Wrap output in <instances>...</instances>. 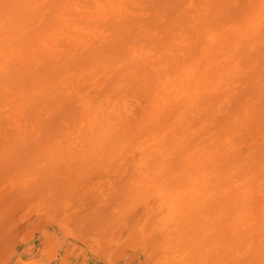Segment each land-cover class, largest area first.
Returning a JSON list of instances; mask_svg holds the SVG:
<instances>
[{"label":"bare ground","instance_id":"6f19581e","mask_svg":"<svg viewBox=\"0 0 264 264\" xmlns=\"http://www.w3.org/2000/svg\"><path fill=\"white\" fill-rule=\"evenodd\" d=\"M0 145V264H264V0H0Z\"/></svg>","mask_w":264,"mask_h":264},{"label":"rangeland","instance_id":"374dc122","mask_svg":"<svg viewBox=\"0 0 264 264\" xmlns=\"http://www.w3.org/2000/svg\"><path fill=\"white\" fill-rule=\"evenodd\" d=\"M3 146V145H2ZM1 145H0V147H1V149L3 148ZM7 147V146H6ZM4 148H5V146H4ZM2 149V150H5V149ZM10 149V148H9ZM14 149V148H13ZM12 148L10 149V152H11V150H13ZM8 150V147L6 148V152L4 151V154H3V151H2V155L3 156H5V154L9 151H7ZM26 149H24V151H25ZM34 150H36L37 151V149H34ZM18 151V150H17ZM27 151V150H26ZM26 151L25 152H23L22 150L20 151L19 150V152H23L24 153V156L26 157H28V155H30L31 153H30V151H32V149L30 150L29 149V151H27V153L29 152V154L27 155V153H26ZM38 151H40V150H38ZM0 152H1V150H0ZM8 152L9 153V155H8V153H7V155L5 156V157H11V155H12V153H16V151H14V152ZM19 152H17V154L19 153ZM40 152H45V150L44 151H40ZM40 152H37V153H40ZM23 153H22V155H21V153H19V155L21 156V157H24L23 156ZM32 153H33V155L31 154V156H29V158L30 157H32V156H34L35 155V153L32 151ZM36 153V154H37ZM1 154V153H0ZM27 157L26 158H24V161L26 162H22V163H24L26 166L27 165H29L30 163L32 164L33 163V165H31V167L30 168H32V167H34V169L33 170H35L36 172H37V170H36V165H41L42 164V162L41 161H39V160H35L36 162H39L38 164L35 162H33L34 161V159H29V161H31V162H29L28 160H27ZM26 159V160H25ZM22 160H23V158H22ZM21 160V161H22ZM28 161V162H27ZM8 163H9V166L11 165L10 164V162L11 161H7ZM5 163V169H2L3 167H1V165H0V171H1V169L2 170H4V173H6L7 172V170H8V168H10V173L8 172V176H11V173L12 172H14V173H19L20 171H21V168L22 167H25V165H23L22 163H19L18 164V166L20 165V164H22V165H20L19 167L20 168H18V166H16V164H17V162L15 163V165H13L12 164V167H6V165H7V163L6 162H4ZM3 163V164H4ZM73 164L74 165H71V169L73 168V170H76L77 171V173H80L79 171L81 170V166L80 165H77V164H79V162H73ZM2 166H4V165H2ZM43 168H46V169H49L50 167H46L45 165L43 166V165H41ZM74 167H76L75 169H74ZM79 167H80V169H79ZM27 169L29 168V166H27L26 167ZM42 168V169H43ZM88 168H90V166H88ZM7 169V170H6ZM14 169V170H13ZM17 169H19V171L17 170ZM22 169V172L24 173V172H26V171H29V170H32V169ZM39 169V168H38ZM42 169H40V170H42ZM46 169H44V170H46ZM17 170V171H16ZM12 171V172H11ZM22 172H20V173H22ZM0 173H2V172H0ZM19 173V174H20ZM3 174V173H2ZM14 175V174H13ZM12 175V176H13ZM21 175V174H20ZM15 176V175H14ZM16 176H19V175H16ZM78 177H79V179L81 180L83 177H89V174H88V172H86L84 175H78ZM110 178V179H109ZM106 179H108V180H106ZM105 179V181L103 182V181H97V182H95L94 183V185H91L90 186V188H91V192H90V194L93 196V198H94V203H95V206L97 207V205H96V202H98L97 201V199H96V196H99L100 197V204L98 205V206H101L102 205V196H103V194H105L106 195V197L108 198V199H110L111 200V198H115L116 196L115 195H117V191H118V189L120 188V186L121 185H123V184H125L127 187H136V186H138V185H140V181L139 180H123L121 183H118L117 181H116V179L114 178V177H108V178H106ZM134 181V182H133ZM136 181V182H135ZM133 183H136V184H133ZM98 184V185H97ZM112 184V185H111ZM101 185V186H100ZM108 187H107V186ZM98 186V187H97ZM117 186V187H116ZM112 187V188H111ZM125 187V186H124ZM127 187H125V188H127ZM109 190H108V189ZM123 188V187H122ZM96 189V190H95ZM111 189V190H110ZM131 189V188H130ZM93 190V191H92ZM107 190V191H106ZM135 190V189H134ZM80 192H84L82 189H81V191ZM111 192V193H110ZM109 193V194H108ZM129 195H131V196H129V197H133L131 200H129V203L130 204H133V205H136L135 203H136V199L134 198L135 197V195H136V193H134V192H132L131 191V194H129ZM109 196H110V198H109ZM116 200V199H115ZM133 200V201H132ZM26 204V205H25ZM32 204H34V205H32ZM32 205V206H31ZM41 204H39V203H37L36 201H31V200H28L27 202H25L20 208H19V211L18 210H16L15 211V213H14V215L13 214H11V215H13V216H11L10 215V217H11V219H16L15 221L17 222V225L15 224V225H13L14 227L13 228H15L16 227V229H12L11 227H10V225H9V227H7L6 229L7 230H5V231H7L8 232V236H10L11 234H12V231H13V233L15 234V237L13 238V240H11V242H10V237H8V242H10V245L11 246H13V243H12V241H14V239H16L17 237L16 236H18V235H20V234H22V235H24L25 233H26V228L28 229V227H30L31 226V222H34V221H32L33 219H38L40 216H41V214H42V217H41V219H42V221H48L49 219V217H48V214H49V212H53V211H51V210H53V208L52 207H47V208H45V209H40L41 208ZM30 207L32 208V207H35V208H33L32 210V212H30V214H28L27 212H28V210L30 209ZM37 207H39V208H37ZM99 208H102V207H99ZM139 209L140 208H137V207H135V210H134V212L135 213H137V222H140L141 220V218L140 217H143L144 215H146L147 213H145V214H141V212H139ZM46 210V211H45ZM18 211V212H17ZM30 211H31V209H30ZM117 212L121 215V213H122V217H123V219H125V220H127V223L129 222L130 223V220H131V218L130 217H134L133 216V214H132V212H131V214H128V213H126V212H124V211H122V210H117ZM23 213V214H22ZM27 213V214H26ZM17 216H16V215ZM37 214V215H36ZM125 214H127V215H125ZM141 214V215H140ZM40 215V216H39ZM124 215H125V217H124ZM151 216H152V214H150ZM150 215H148L147 216V218L148 219H151L150 221V223L151 224H153L154 223V217L152 218ZM9 217V218H10ZM44 217V218H43ZM151 217V218H150ZM46 218V219H45ZM130 218V219H129ZM140 218V219H139ZM147 218H146V220H147ZM10 219V220H11ZM139 220V221H138ZM13 221V220H12ZM15 222V223H16ZM148 222H149V220H148ZM13 223V222H12ZM30 223V224H29ZM14 224V223H13ZM27 225V226H26ZM129 227V228H128ZM11 228V231L10 230H8V229H10ZM36 228H33V225H32V228H30V229H28V232H33V230H35ZM136 229H138L137 227L134 229V231L136 230ZM31 230V231H30ZM127 230V231H126ZM125 231V234L124 235H120L117 239H115V241H116V243L118 242V239L119 238H122V240H124V242H127V241H125L126 240V235L130 232V231H132V228H131V226H129V224H127V229H125L124 230ZM133 231V232H134ZM137 231V233L138 234H136V233H134V234H128V236H129V238L127 237V239L129 240V241H131V239H133V238H135L136 237V239L137 240H135L134 241V239L131 241V242H129V244L128 245H126V247H125V245H124V247L123 246H121L122 244L121 243H119V244H121V245H117V247L118 246H120V247H118V248H121V250H123V251H121V252H119V250L117 251L116 250V253L118 254V252L120 253L119 255H123V252L126 254V257H125V260H126V262H125V264H133V262L134 263H136L137 261H138V258L140 257V255H138L137 254V250H138V253H139V250L140 251H144V248H147V251H149L151 254L153 253L154 254V251L156 250V246H155V244L154 243H152V241L151 242H146L144 239L142 240V241H140V239H141V234H140V231H139V229L138 230H136ZM135 231V232H136ZM9 232H10V235H9ZM25 232V233H24ZM5 233V232H4ZM14 234H12L11 235V237L12 236H14ZM22 235H20V236H22ZM131 235V236H130ZM139 236V237H137V236ZM133 236H135V237H133ZM6 237V238H7ZM94 240V239H93ZM95 241V240H94ZM136 241H138V242H136ZM7 242V241H6ZM8 242L7 243H5V241L1 244V246H0V249H2L5 245V249L7 250V251H5V249H2V251H0L1 253H0V257H2L1 256V254H4V256L6 257L7 256V254H8V252H10V250H11V248H9L10 246L8 245V247H7V244H8ZM124 242H122V243H124ZM127 242V243H128ZM136 242V243H135ZM12 243V244H11ZM95 243H96V245H97V248H98V243H97V241H95ZM126 243V244H127ZM132 243H134V244H132ZM139 243V244H138ZM125 244V243H124ZM130 244H132V245H130ZM149 244H152L151 246L149 245ZM134 245V246H133ZM137 245V246H136ZM149 245V247H145V246H148ZM3 246V247H2ZM140 246H142L141 248H140ZM136 247V248H135ZM9 248V249H8ZM118 248H116V247H114V249H111V250H109V251H111V253H112V251H114V254H115V249H118ZM152 249V250H151ZM155 249V250H154ZM129 252H128V251ZM4 251V252H3ZM102 250H100V252H101ZM133 251H136V254H134L133 253ZM27 252H29V251H27V249H25V250H23L21 253H23V255H25V256H28V257H30L31 256V254L30 255H28V253ZM132 252V253H131ZM145 252V251H144ZM102 253V252H101ZM100 253V254H101ZM107 253V251L104 253V251H103V256L105 255ZM101 254V255H102ZM113 254V253H112ZM113 254V255H114ZM116 254V255H117ZM131 254L132 255H134L135 257L133 258L132 256H131ZM119 255H117V256H119ZM150 255V254H149ZM117 256H113V257H115L114 258V260H113V262H116L117 260H118V257ZM132 257V259H130V257ZM129 259V260H128ZM129 262V263H128ZM102 264V263H101ZM150 264H156V262L154 261V260H151V263ZM159 264H160V262H159Z\"/></svg>","mask_w":264,"mask_h":264}]
</instances>
